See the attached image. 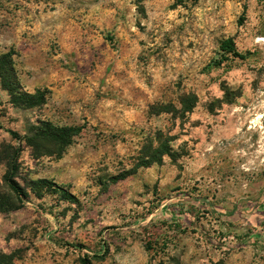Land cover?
I'll list each match as a JSON object with an SVG mask.
<instances>
[{"label":"rangeland","instance_id":"374dc122","mask_svg":"<svg viewBox=\"0 0 264 264\" xmlns=\"http://www.w3.org/2000/svg\"><path fill=\"white\" fill-rule=\"evenodd\" d=\"M7 53L47 101L0 80V264H264V0H0ZM42 122L83 130L59 155Z\"/></svg>","mask_w":264,"mask_h":264},{"label":"trees","instance_id":"16d2710c","mask_svg":"<svg viewBox=\"0 0 264 264\" xmlns=\"http://www.w3.org/2000/svg\"><path fill=\"white\" fill-rule=\"evenodd\" d=\"M220 58L213 60L210 67L219 68L225 61H232L239 58L245 60L246 56L239 53L233 39H226L220 45ZM0 80L2 87L6 90L13 99L18 100V103L26 106L27 108L41 107L46 104L47 98L45 92L37 91L35 94H28L21 91L18 85L17 73L14 67L13 56L9 53L0 57ZM82 128L78 127H58L50 122H42L38 127L35 137L28 139V143L36 147L40 142H47L55 147L58 151L57 154L61 155L72 144V140L80 132ZM15 140L21 141L20 136L13 131H8ZM18 152L13 153L8 160V174L5 176V181L10 190L17 197L20 202L27 200V193L15 181V176L18 172ZM38 185V190H48L51 194L60 196L64 201L72 200L74 197L67 191L56 186L54 183H49L45 180L34 183ZM82 264H91L88 256L84 255L81 259Z\"/></svg>","mask_w":264,"mask_h":264},{"label":"crops","instance_id":"0c3cea01","mask_svg":"<svg viewBox=\"0 0 264 264\" xmlns=\"http://www.w3.org/2000/svg\"><path fill=\"white\" fill-rule=\"evenodd\" d=\"M243 203V202H242ZM248 205H250V202H246ZM250 210H248L246 207H241V205H238L236 203L234 207L231 209V211H228V213H225L226 215H232V218L236 220H240L243 215H249Z\"/></svg>","mask_w":264,"mask_h":264}]
</instances>
